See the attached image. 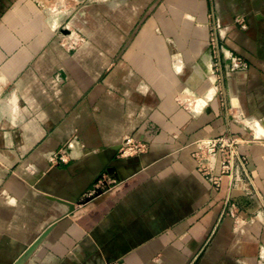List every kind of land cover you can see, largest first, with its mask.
<instances>
[{
  "label": "crops",
  "instance_id": "0c3cea01",
  "mask_svg": "<svg viewBox=\"0 0 264 264\" xmlns=\"http://www.w3.org/2000/svg\"><path fill=\"white\" fill-rule=\"evenodd\" d=\"M0 264H264V0H0Z\"/></svg>",
  "mask_w": 264,
  "mask_h": 264
},
{
  "label": "built area",
  "instance_id": "2783aa9c",
  "mask_svg": "<svg viewBox=\"0 0 264 264\" xmlns=\"http://www.w3.org/2000/svg\"><path fill=\"white\" fill-rule=\"evenodd\" d=\"M78 45L73 41L68 43L72 49ZM243 140L232 133L224 136L201 139L195 143L192 154L198 171L204 175L216 189L222 184V179L227 177L233 182L239 167H245L246 157L241 156L240 146ZM77 138L63 144L55 155V161L67 164L72 160L71 148L78 144ZM118 156L121 158L135 157L147 153L148 145L145 142L128 137L120 146Z\"/></svg>",
  "mask_w": 264,
  "mask_h": 264
},
{
  "label": "water",
  "instance_id": "95a60500",
  "mask_svg": "<svg viewBox=\"0 0 264 264\" xmlns=\"http://www.w3.org/2000/svg\"><path fill=\"white\" fill-rule=\"evenodd\" d=\"M120 148L121 147H119L118 148V150H117V153L119 154V150H120ZM117 154V155H118ZM89 197H92V194L91 195H89ZM89 197H87V198H85V199H82L81 201H78L76 204H84L85 202H88L89 200H90V198ZM43 237H44V234L37 240V242L35 243V245L34 246H36L42 239H43ZM32 249L33 248H31L30 249V251L27 253V254H29L31 251H32Z\"/></svg>",
  "mask_w": 264,
  "mask_h": 264
},
{
  "label": "rangeland",
  "instance_id": "374dc122",
  "mask_svg": "<svg viewBox=\"0 0 264 264\" xmlns=\"http://www.w3.org/2000/svg\"><path fill=\"white\" fill-rule=\"evenodd\" d=\"M38 240V239H37ZM32 245L30 247H28V249L26 250V252H29L31 249Z\"/></svg>",
  "mask_w": 264,
  "mask_h": 264
}]
</instances>
